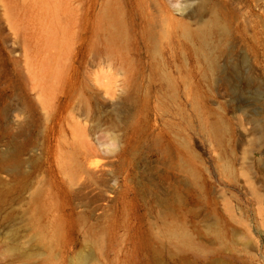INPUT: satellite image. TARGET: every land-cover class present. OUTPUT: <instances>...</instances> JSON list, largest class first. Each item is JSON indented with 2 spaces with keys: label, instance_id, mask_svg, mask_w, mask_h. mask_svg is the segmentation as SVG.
Wrapping results in <instances>:
<instances>
[{
  "label": "rangeland",
  "instance_id": "obj_1",
  "mask_svg": "<svg viewBox=\"0 0 264 264\" xmlns=\"http://www.w3.org/2000/svg\"><path fill=\"white\" fill-rule=\"evenodd\" d=\"M0 264H264V0H0Z\"/></svg>",
  "mask_w": 264,
  "mask_h": 264
}]
</instances>
